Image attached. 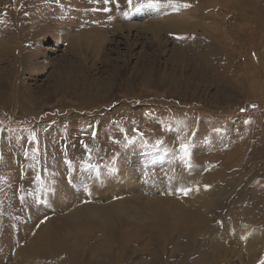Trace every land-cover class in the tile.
<instances>
[{
    "label": "rangeland",
    "instance_id": "rangeland-1",
    "mask_svg": "<svg viewBox=\"0 0 264 264\" xmlns=\"http://www.w3.org/2000/svg\"><path fill=\"white\" fill-rule=\"evenodd\" d=\"M225 2L0 0V264H264V23Z\"/></svg>",
    "mask_w": 264,
    "mask_h": 264
},
{
    "label": "bare ground",
    "instance_id": "bare-ground-1",
    "mask_svg": "<svg viewBox=\"0 0 264 264\" xmlns=\"http://www.w3.org/2000/svg\"><path fill=\"white\" fill-rule=\"evenodd\" d=\"M226 2L225 3H223V9L224 10H230L229 8L231 7V9H232V7H241V11L243 10V9H245L247 12H245V14L247 13H250L249 15H251L253 18H252V20H253V22L257 25V27H262V25H263V23H264V8L263 9H261L260 8V3H261V6H262V1L263 0H259V2H257L258 0H254L255 1V3H254V6H252V5H250V3H248L249 4V7L246 5V3H244V5H245V7L246 8H242V6H241V2L243 1V0H235L234 2H236L235 4L232 2V1H229V0H225ZM250 2V1H249ZM232 4V5H231ZM257 5V6H256ZM211 7H212V5H210ZM209 6V7H210ZM249 9V10H248ZM195 14V13H194ZM211 47V46H210ZM211 48H213V47H211ZM217 53H219V51H214V49L210 52V55L209 56H207V57H204L203 58V60L204 61H206V63L208 62V65H209V63L211 64V66H212V68L211 69H213L214 70V66H213V64H214V61H212V57H214ZM216 71V70H215ZM168 78L167 77H163L162 79H161V83H163V85L165 84V85H168ZM158 84L160 83L159 81L157 82ZM160 83V84H161ZM182 84H184V83H182ZM162 85V84H161ZM76 95H78V97H77V99H79V101L80 102H85V103H88V104H91V103H94V102H96V98H95V96H93L92 98H90V97H88L87 95H86V93L83 91V92H78V93H75V96ZM95 98V99H94ZM185 209H183L182 210V212L184 211ZM186 211L188 212V214H189V210H187L186 209ZM150 212V211H149ZM188 214H187V217H188Z\"/></svg>",
    "mask_w": 264,
    "mask_h": 264
},
{
    "label": "snow or ice",
    "instance_id": "snow-or-ice-1",
    "mask_svg": "<svg viewBox=\"0 0 264 264\" xmlns=\"http://www.w3.org/2000/svg\"><path fill=\"white\" fill-rule=\"evenodd\" d=\"M129 3H131V0H129ZM149 6H156L155 4H150ZM185 194H187V190H185Z\"/></svg>",
    "mask_w": 264,
    "mask_h": 264
},
{
    "label": "trees",
    "instance_id": "trees-1",
    "mask_svg": "<svg viewBox=\"0 0 264 264\" xmlns=\"http://www.w3.org/2000/svg\"><path fill=\"white\" fill-rule=\"evenodd\" d=\"M252 109H253V108H252ZM252 109H251V110H252Z\"/></svg>",
    "mask_w": 264,
    "mask_h": 264
}]
</instances>
